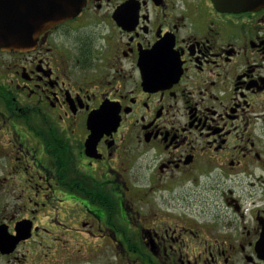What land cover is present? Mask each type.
Returning <instances> with one entry per match:
<instances>
[{"label": "flooded vegetation", "instance_id": "af4514ba", "mask_svg": "<svg viewBox=\"0 0 264 264\" xmlns=\"http://www.w3.org/2000/svg\"><path fill=\"white\" fill-rule=\"evenodd\" d=\"M80 247L264 264V6L84 0L0 48V264Z\"/></svg>", "mask_w": 264, "mask_h": 264}, {"label": "water", "instance_id": "95a60500", "mask_svg": "<svg viewBox=\"0 0 264 264\" xmlns=\"http://www.w3.org/2000/svg\"><path fill=\"white\" fill-rule=\"evenodd\" d=\"M219 10L246 11L264 6V0H212ZM84 0H0V48L27 50L43 30L73 17ZM92 120V118H90ZM95 136V134L93 133Z\"/></svg>", "mask_w": 264, "mask_h": 264}, {"label": "rangeland", "instance_id": "374dc122", "mask_svg": "<svg viewBox=\"0 0 264 264\" xmlns=\"http://www.w3.org/2000/svg\"><path fill=\"white\" fill-rule=\"evenodd\" d=\"M52 251H54V249H51V252ZM65 251H66V254L61 256L62 258L65 256V259H66V255L69 252L74 251V252H77L78 254L69 255L71 256L69 261H64L61 264H107L106 261L102 259L100 254H96V255L90 254L91 251L88 247H80L79 249L77 248V249H61L60 250L61 253ZM56 252H57V249L56 251H54L53 254H56ZM41 254H43V252Z\"/></svg>", "mask_w": 264, "mask_h": 264}, {"label": "bare ground", "instance_id": "6f19581e", "mask_svg": "<svg viewBox=\"0 0 264 264\" xmlns=\"http://www.w3.org/2000/svg\"><path fill=\"white\" fill-rule=\"evenodd\" d=\"M98 257V256H97Z\"/></svg>", "mask_w": 264, "mask_h": 264}]
</instances>
